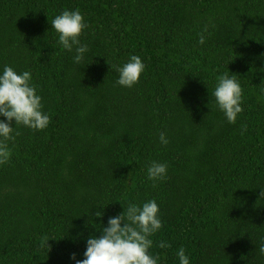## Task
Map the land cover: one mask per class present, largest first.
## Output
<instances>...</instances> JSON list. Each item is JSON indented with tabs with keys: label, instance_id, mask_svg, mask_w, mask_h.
I'll list each match as a JSON object with an SVG mask.
<instances>
[{
	"label": "trees",
	"instance_id": "1",
	"mask_svg": "<svg viewBox=\"0 0 264 264\" xmlns=\"http://www.w3.org/2000/svg\"><path fill=\"white\" fill-rule=\"evenodd\" d=\"M69 9L88 25L84 68L51 28ZM131 55L145 72L118 86L110 65ZM4 65L33 74L51 119L16 125L0 165V264H75L100 235L88 216L99 229L150 199L160 264H179L180 248L190 264H264V0H0ZM225 73L243 88L234 124L212 95ZM154 160L163 181L147 178Z\"/></svg>",
	"mask_w": 264,
	"mask_h": 264
},
{
	"label": "clouds",
	"instance_id": "2",
	"mask_svg": "<svg viewBox=\"0 0 264 264\" xmlns=\"http://www.w3.org/2000/svg\"><path fill=\"white\" fill-rule=\"evenodd\" d=\"M87 26L79 9L64 10L51 20L57 43L63 50L74 53V64L82 68L90 64L84 65L89 47L80 39ZM199 43H205L203 36ZM232 60L229 59L227 64ZM110 68L118 73L116 85L131 88L140 82L146 65L139 55H131L126 62L110 65ZM212 95L227 122L236 123L238 115L243 111L244 102L240 81L227 73L222 74L216 81ZM0 117V165H3L11 156L8 145L9 141L15 139L16 125L41 131L50 124V115L44 110L43 98L33 83L30 71L18 72L10 65H4L0 69ZM159 142L163 145L169 142L163 132L159 134ZM167 174V163L154 160L147 166V178L153 182L165 180ZM95 206L98 210L94 216L103 217L107 205ZM90 215L94 220L91 211ZM88 220L89 216L85 226L91 225L100 235L91 233L86 238L84 259L77 260L76 254H72L71 259L75 260V264H160V256L150 251L153 246L151 237L163 227L159 205L155 199L142 203L129 202L126 211L123 205V211L110 216L107 225L102 221L98 223L101 225L99 229ZM158 247L165 249L170 245L167 241H160ZM260 252L264 253V246L260 248ZM176 255L179 264H190V257L183 248Z\"/></svg>",
	"mask_w": 264,
	"mask_h": 264
}]
</instances>
